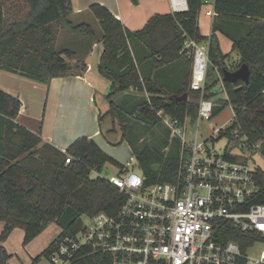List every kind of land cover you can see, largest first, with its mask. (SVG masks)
I'll return each mask as SVG.
<instances>
[{
    "label": "trees",
    "instance_id": "trees-1",
    "mask_svg": "<svg viewBox=\"0 0 264 264\" xmlns=\"http://www.w3.org/2000/svg\"><path fill=\"white\" fill-rule=\"evenodd\" d=\"M204 1L186 0V10L155 15L137 31L127 30L101 4L93 3L88 8L100 27L103 48L98 70L111 81L109 113L121 121L126 114L133 116L139 110L144 119L142 128L138 129L140 134L135 133L134 139L128 130L135 124L121 123L120 127L121 137L126 138L135 153L147 182L172 179L177 164L176 156L164 152L165 139L154 146L145 142L144 134L151 118H157L156 110L163 109L174 117H182L187 112L194 120L200 94L189 91L187 75L183 89L177 92L178 95L187 92V99H170V94L163 93L153 82L152 69L144 74L140 64L147 58L152 68L164 65L185 55L186 37L202 40L197 17ZM213 1L215 16L208 39L209 62L221 74L228 54L219 47L215 33L220 32L232 42V50L239 53L233 69L246 63L250 70L247 84L242 80L222 81L227 95L222 104L232 106L235 118L218 137L226 135L231 140L245 134L247 142H261L260 150L264 154V0ZM72 13L71 0H0V70L42 82L55 76L82 74L85 52L79 53L81 47L77 44L76 49L56 47L57 32L66 29L86 41L96 39L98 33L89 23L74 24L70 20ZM134 40L144 47L143 58L134 52L131 46ZM188 61L191 62L190 58ZM219 82L216 79L205 83L203 96L209 99L217 94L221 90ZM130 87L146 91L148 98L125 93L126 102L112 100ZM20 106L18 98L0 89V223H4L0 232V264H8L11 255L1 243L15 227L23 229L22 245L28 244L51 222L61 228L59 235L31 258L29 264H38L42 256L49 257L60 236L81 228L83 213L101 210L114 213L124 198L108 180L90 176V169L100 172L105 162L116 163L92 138L79 137L64 152L48 144L40 145L38 135L15 122ZM222 108V105L213 106L212 116ZM233 130L239 131L237 137L233 136ZM68 155L70 161L66 163ZM224 155L233 161H246L228 152ZM255 174L262 189L256 200L264 203V171L257 169ZM240 241L244 248L247 243ZM107 259L106 255L94 254L72 264H107Z\"/></svg>",
    "mask_w": 264,
    "mask_h": 264
},
{
    "label": "built area",
    "instance_id": "built-area-1",
    "mask_svg": "<svg viewBox=\"0 0 264 264\" xmlns=\"http://www.w3.org/2000/svg\"><path fill=\"white\" fill-rule=\"evenodd\" d=\"M169 1L174 12L187 9L186 0ZM208 46V41L195 37L183 41L191 60L188 89L200 94L196 118L187 112L182 117L163 109L155 112L171 137L180 140L173 178L147 182L142 169L139 174L128 169L133 155L120 166L121 175L106 178L90 169L91 177L115 185L123 202L114 213L89 214L77 232L60 236L48 257L51 264H72L94 254L106 255L107 264H264V203L256 200L262 191L257 169L208 149L212 136L198 138L199 122L211 119L214 106L203 96ZM225 125H214L213 130L218 134ZM238 132L233 130V136ZM260 144L251 146L259 150ZM69 161L68 155L65 162ZM240 239L247 243L244 248Z\"/></svg>",
    "mask_w": 264,
    "mask_h": 264
},
{
    "label": "crops",
    "instance_id": "crops-1",
    "mask_svg": "<svg viewBox=\"0 0 264 264\" xmlns=\"http://www.w3.org/2000/svg\"><path fill=\"white\" fill-rule=\"evenodd\" d=\"M71 3L73 8L72 15L78 16L89 12L91 17L94 16L89 11V6L93 3L101 4L130 31L143 29L146 23L155 15L174 12L169 0H136L135 2L133 0H71ZM208 10H213V13L208 14ZM214 16V1H204L197 17L199 33L203 36V41H208L209 36L212 34ZM94 21L97 24L95 17ZM215 35L221 51L225 53L222 47V37L226 36L220 32H216ZM76 39H78L75 40L76 42L82 40L85 41L84 43H88L87 47L81 46L80 51L78 50L81 54L85 52L82 55L85 63V69L82 74L55 76L50 78L48 82H42L16 72L0 70V89L19 99L21 106L15 122L38 135L41 138L40 145L48 144L64 152L75 139L86 136L92 138L101 150L105 152L100 141H105L109 136L113 137L114 134L116 135V128L120 130V136L122 131L120 125L115 122L111 113H109L110 98L108 94L112 92L111 81L98 70L103 48L102 42L100 39L86 41L83 37ZM76 42L75 45L77 44ZM131 46L138 57L143 58L145 56L144 47L138 41H132ZM238 61L239 59L235 61L236 64ZM235 62L229 64L228 69L234 70L232 65ZM141 64L143 73L148 74L150 69H152L151 78L153 82L156 83L163 93L170 95L177 94L179 90L183 89L184 77L190 76L191 71V62L188 61L185 55H180L176 60L154 68H152L150 59L147 58L141 61ZM213 68L214 75L211 76V79L209 77L206 80V84L219 79L218 86L221 90L218 92V96L225 100L227 95L222 85V73L220 74L216 67ZM130 89L135 90L134 87H130L123 94L130 93ZM142 92H145L148 98V93L146 91ZM160 96L163 95L160 94ZM230 107L232 108L231 105ZM81 220L82 222L84 221L82 217ZM3 224V222L0 223V232ZM17 228L20 227H15L7 239L1 243L4 247H6L7 240ZM59 229L61 231L60 227ZM53 239L46 243L44 249ZM9 254L12 256L11 253ZM34 256H30L28 264ZM9 260L8 264H10Z\"/></svg>",
    "mask_w": 264,
    "mask_h": 264
},
{
    "label": "rangeland",
    "instance_id": "rangeland-1",
    "mask_svg": "<svg viewBox=\"0 0 264 264\" xmlns=\"http://www.w3.org/2000/svg\"><path fill=\"white\" fill-rule=\"evenodd\" d=\"M89 17L91 18L89 20ZM70 20L74 24L79 23H89L91 24L96 30L98 35H100V27L97 25L94 21V17H91V15L88 13H84L82 15H72L70 16ZM63 30V31H62ZM57 32V41H56V47L58 48H67L71 47L76 49L75 47V38L80 37V35H72L70 34L66 29H62ZM222 47L226 54H228V57L225 59V67L228 68L229 64L232 62H235L237 59H239V53L236 50H232V43L227 39L226 37H222ZM96 39H99L97 37ZM87 44V43H85ZM85 44L78 42V47L85 46ZM233 64L232 66H235ZM217 69V68H216ZM214 68L211 63H209L207 67V77L206 80L211 76L214 75L213 73ZM130 93H136L139 98H142V96L147 97L145 92H139L138 89L129 90ZM127 95H119L114 96L112 98L115 103H121L123 101H127L126 99ZM213 100L214 106L216 105H222V109L216 114L211 117L209 121L202 120L200 121V130H199V140L203 141L207 139L209 136H212L210 140L207 141V147L210 150H213L219 154H223L224 152H228L229 155H233L235 157L244 158L246 162L250 165L253 169H261L264 171V154L261 153V150L254 149L251 146V143L246 141V135H242L239 138L231 139L229 140L226 135L218 137V134L215 133L213 130V126L221 127L222 125L226 124L224 127H227L231 123V118L233 115L232 108L230 105L222 104L223 98L218 96V93L210 96ZM124 106L126 104H123ZM116 111H119V109H115ZM111 116L114 118L115 122L118 123V125L122 124H135L132 129L128 130V133L131 138H135V133L140 134L138 131L139 128H142L143 126V118L140 115L139 110H137L133 116L125 115L121 119L118 118V116H113L111 113ZM155 119V120H154ZM196 122H192L191 125L195 124ZM116 125V124H115ZM190 125V127H191ZM116 135L114 134L113 137H108L105 141H100L104 151L106 154H108L116 163L120 164L117 165L116 163L112 161H107L103 165L102 169L100 170V173L102 176H105L106 178L113 176V175H121L124 173V170L120 167L122 164H124L130 156H134V160L132 161V167L128 169H132L136 173H141V168L139 166V162L136 158L135 153H133L132 149L129 147V143L126 140V138L121 139L120 136V130L118 128ZM147 133L144 134L145 142H149L152 146L155 144L160 143L161 140H166V146L164 147V152L167 154H171L174 156H178L180 151V140L178 137H171L170 131L168 127L163 123V121L157 116V118H151V123L149 126V129L146 131ZM188 139L192 138V132L191 129L188 132L187 135ZM100 139V138H99ZM132 151V152H131ZM133 153V154H132ZM82 219L87 222L88 218L85 213L81 215ZM60 231L58 225L54 222L49 223V225L46 227V230H44L41 235H39L36 239L32 240L27 245H22V234L23 230L20 228H17L14 233L9 237V239L6 242V249L9 253L12 254L10 256L11 260L10 264H28L30 260V256L38 255L45 247L46 243L50 241V239H53L56 237L58 232ZM254 249L250 250L249 253H253ZM38 264H51L49 259L46 256H42Z\"/></svg>",
    "mask_w": 264,
    "mask_h": 264
},
{
    "label": "water",
    "instance_id": "water-1",
    "mask_svg": "<svg viewBox=\"0 0 264 264\" xmlns=\"http://www.w3.org/2000/svg\"><path fill=\"white\" fill-rule=\"evenodd\" d=\"M222 77L221 80L223 82H236L238 80H242L245 84L249 82L250 70L246 63H242L239 67L234 70H230L225 66L221 67ZM170 99L175 100H186L187 92H184L181 95L173 94L169 96Z\"/></svg>",
    "mask_w": 264,
    "mask_h": 264
}]
</instances>
